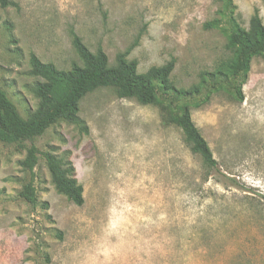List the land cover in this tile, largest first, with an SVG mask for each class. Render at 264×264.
Wrapping results in <instances>:
<instances>
[{
    "label": "rangeland",
    "instance_id": "obj_1",
    "mask_svg": "<svg viewBox=\"0 0 264 264\" xmlns=\"http://www.w3.org/2000/svg\"><path fill=\"white\" fill-rule=\"evenodd\" d=\"M249 30L264 0H233ZM220 0H11L0 7V88L22 117L36 108L29 74L34 54L68 70L81 64L73 30L95 52L127 60L145 74L171 59V82L190 89L231 57L220 30ZM244 99L227 93L191 108L217 161L192 153L157 105L120 98L112 87L79 102L84 133L64 121L21 145L0 142V264H264V59H252ZM70 162L80 206L57 193L39 155L36 204L19 196L29 180L26 147Z\"/></svg>",
    "mask_w": 264,
    "mask_h": 264
},
{
    "label": "trees",
    "instance_id": "obj_2",
    "mask_svg": "<svg viewBox=\"0 0 264 264\" xmlns=\"http://www.w3.org/2000/svg\"><path fill=\"white\" fill-rule=\"evenodd\" d=\"M219 17L204 24L205 29L220 30L226 38L231 57L211 71L200 74L199 82L190 89L177 88L170 80L174 67L171 59L160 67H153L145 74L137 72V63L127 60V55L137 39L124 52L116 56L114 65L101 47L91 52L82 39L70 30L71 44L81 64L72 63L70 69H58L44 63L34 54L29 58V74L40 80L31 92L37 99L35 110L22 117L6 92L0 88V142L21 145L33 141L57 122L64 121L87 133V126L78 117L79 102L88 93L103 87H112L120 98H135L143 105H157L167 124L176 125L192 153L198 154L210 168L217 166L212 151L192 121L190 109L209 102L213 94L227 93L242 102V86L250 71L251 61L264 59V24L257 12L250 19L249 30L241 27L235 18L233 0H220ZM11 5V0H0V7ZM20 166L29 173V180L19 196L31 205L36 204L33 169L39 155L44 158L51 183L57 193L77 206L83 203V189L74 177V168L51 151L41 152L32 143L26 147Z\"/></svg>",
    "mask_w": 264,
    "mask_h": 264
}]
</instances>
